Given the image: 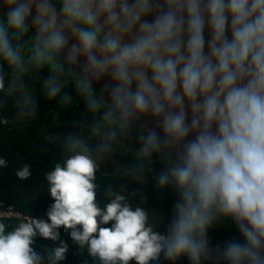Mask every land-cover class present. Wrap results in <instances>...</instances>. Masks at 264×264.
I'll use <instances>...</instances> for the list:
<instances>
[{
    "label": "clouds",
    "instance_id": "clouds-1",
    "mask_svg": "<svg viewBox=\"0 0 264 264\" xmlns=\"http://www.w3.org/2000/svg\"><path fill=\"white\" fill-rule=\"evenodd\" d=\"M3 2L0 61L17 76L25 65H52L49 98L64 87L62 74L73 73L86 110L99 116L91 130L104 141L97 153L110 152L134 119L157 118L164 138L139 130L137 162L143 168L145 158L161 157L156 185L173 188L179 199L167 234L123 188H106L101 204L99 157L81 135L70 134L66 155L44 174L54 200L47 220L0 221V264H60L68 251L61 227L98 264H154L161 255L173 262L186 256L190 264H264V0ZM29 34L25 54L19 41ZM106 76L111 87L98 89L94 81ZM190 133L195 136L187 140ZM181 144L173 155L170 149ZM7 166L0 158V167ZM31 173L23 164L15 176L23 181ZM229 219L244 242L233 238L212 249L208 230ZM37 236L59 246L37 252Z\"/></svg>",
    "mask_w": 264,
    "mask_h": 264
},
{
    "label": "trees",
    "instance_id": "trees-1",
    "mask_svg": "<svg viewBox=\"0 0 264 264\" xmlns=\"http://www.w3.org/2000/svg\"><path fill=\"white\" fill-rule=\"evenodd\" d=\"M26 42H30V34L19 41L22 51L30 54V43ZM0 65L5 80V87L0 90V158L8 161L7 167H0V201L4 203L0 209L13 207L25 216L47 220L46 213L54 200L44 174L66 155L63 151L66 138L70 134L81 135L93 148L94 156L99 157L97 183L101 204L106 202V188H123L133 206L145 209L157 224L156 230L167 234L174 203L179 196L171 187L161 189L156 185L157 177L164 170L161 157L145 158L143 168L137 162L140 129L134 126L112 143L110 152L97 153L96 146L104 141L91 130L99 116L94 117L86 110L85 99L76 90L73 73L65 71L62 74L64 87L57 97L49 98L45 81L54 71L52 65H25L20 76L15 75L16 70L7 63L0 61ZM65 94L70 96L67 101L62 100ZM23 164L31 165L32 173L29 179L22 181L15 172ZM22 220L8 218L0 221L11 226ZM59 233L60 241L68 245L66 259L60 264H98L87 258L86 249L81 253L63 227ZM233 238L244 242L230 219L214 224L207 232L209 245L214 250L217 246L223 248ZM33 247L43 254L45 250L56 247V243L37 236ZM130 264H135V261ZM154 264H190V261L186 256L174 262L168 261L161 255Z\"/></svg>",
    "mask_w": 264,
    "mask_h": 264
},
{
    "label": "water",
    "instance_id": "water-1",
    "mask_svg": "<svg viewBox=\"0 0 264 264\" xmlns=\"http://www.w3.org/2000/svg\"><path fill=\"white\" fill-rule=\"evenodd\" d=\"M35 12V9L33 8V14ZM0 13L6 14L7 13V7L4 4L3 0H0ZM154 15V14H153ZM153 18V16H149L147 17V19L151 20ZM29 25H31V17L28 20ZM33 31H35V29L33 28ZM205 41H206V45H205V51L207 52V40L209 39L210 36V32L209 29L206 25L205 27ZM229 38H230V32L228 33ZM73 41L70 40L69 44H71ZM66 51L62 53V55L66 56ZM84 63V58L81 57L80 58V64L76 66L77 71L80 70V65H82ZM112 81L110 79V77H104L102 80L100 81H94V85L98 88V89H103L105 85H108L109 88L111 87ZM186 110H187V122H190L191 120V112L190 109L187 108L186 105ZM133 124L136 128L143 130L145 133L155 130L156 133L158 134V136L161 138V140H163L164 138V134H163V130H162V126H161V122L157 119L154 118L151 114L148 115H144V116H140L136 119H134ZM195 136L194 133H190V135L187 137V140H191L193 139ZM183 148V144H181L179 146V148H173L170 149V151H172L173 155H176L178 153V151H182Z\"/></svg>",
    "mask_w": 264,
    "mask_h": 264
},
{
    "label": "built area",
    "instance_id": "built-area-1",
    "mask_svg": "<svg viewBox=\"0 0 264 264\" xmlns=\"http://www.w3.org/2000/svg\"><path fill=\"white\" fill-rule=\"evenodd\" d=\"M2 205H4V203L0 201V206H2ZM8 218L24 219V220H26V219L29 218V216L23 215L21 212L15 210L13 207H7L5 209H0V220H2V219H8ZM47 241H49L51 243H56V246H59V241H55V242L54 241H51V240H47Z\"/></svg>",
    "mask_w": 264,
    "mask_h": 264
}]
</instances>
